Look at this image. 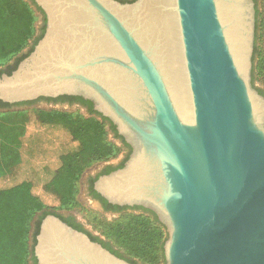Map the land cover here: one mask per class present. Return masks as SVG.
<instances>
[{
	"label": "water",
	"instance_id": "1",
	"mask_svg": "<svg viewBox=\"0 0 264 264\" xmlns=\"http://www.w3.org/2000/svg\"><path fill=\"white\" fill-rule=\"evenodd\" d=\"M34 1L45 31L0 75V100L92 101L132 148L95 189L110 203L155 212L168 234L164 264H264L255 0ZM165 12L176 61L157 35ZM33 253L38 264H133L54 213L43 218Z\"/></svg>",
	"mask_w": 264,
	"mask_h": 264
},
{
	"label": "trees",
	"instance_id": "2",
	"mask_svg": "<svg viewBox=\"0 0 264 264\" xmlns=\"http://www.w3.org/2000/svg\"><path fill=\"white\" fill-rule=\"evenodd\" d=\"M39 11L42 9L34 0H0V65H5L28 45L29 39L36 32L34 24L37 19L36 12ZM256 15L257 18V7ZM262 25L264 36V19ZM256 26L258 27V18ZM42 30H45V26ZM42 35L43 33L37 36L35 42ZM32 49L33 47L30 51ZM260 51V46L255 44L253 61L258 55V62L253 66V81L256 77L264 80V53ZM28 53L18 57L12 69ZM261 91L264 93V88H261ZM77 98L89 104L88 112L91 116L84 117L82 114L58 110H34L40 123L62 124L69 131L71 138L78 143L75 149L60 155L59 166L52 169L48 178L43 179L44 191L53 195L57 202L49 203L35 192L34 178L21 176L23 179L16 182V177H12L20 173L23 143L20 146V160L0 176L7 184L14 182L0 187V264H30L32 259L34 264H37L33 245L29 242L31 221L35 215L43 210H46L44 214H47L48 209L76 206L78 182L84 169L92 162L107 159L118 151L115 144L106 138L105 130L108 125L118 134L116 126L93 108L92 101ZM0 104L4 103L0 101ZM140 208L143 209L141 213L125 212L119 219L103 221L100 225L105 235L114 242L117 254L125 255L134 264L140 260L146 264H164V243L168 236L166 227L159 221L155 212ZM38 231L39 223L36 234Z\"/></svg>",
	"mask_w": 264,
	"mask_h": 264
},
{
	"label": "rangeland",
	"instance_id": "3",
	"mask_svg": "<svg viewBox=\"0 0 264 264\" xmlns=\"http://www.w3.org/2000/svg\"><path fill=\"white\" fill-rule=\"evenodd\" d=\"M255 3L259 10V15L257 17L258 27L256 26L255 44L260 46V52L264 53V36H262L264 0H257ZM36 15L37 19L35 20L34 24L36 32L33 37L29 39L28 45L22 51L28 49L33 43L34 39L38 36L42 16L39 12H36ZM257 56L258 55H256L255 61H253V66L257 65ZM10 61H8L6 64H8ZM254 83L257 86L264 88L263 79H258L256 77ZM50 106L53 107L52 105L38 102L30 105L15 104L12 107L0 109V176L8 172L10 166L14 165L20 160V154L22 153L23 161L21 163L22 166L20 167V173L18 172L12 177H16V182H20L23 179L21 176L24 178H34L35 192L39 193L47 202L55 203L57 202L55 197L44 191L42 186L43 179H45V177L48 178L52 169L59 166L60 155L64 152L75 149L78 143L71 138L69 131L65 129L62 124L40 123L35 115L36 113H34V110L67 111L73 114H82L84 117H89L91 115L88 110L82 106H55L54 108H51ZM105 130L107 132L106 138L115 144V146L118 148V151L114 154H111L107 159L92 162L84 169L78 182L79 192L77 194L78 204L76 206L72 208H62L56 210H61L62 212H75L79 218L83 220L88 228H90L96 234L101 235L103 238L109 239L103 232L100 222L115 221L122 217L125 212L141 213L143 210H127L115 215L103 214L94 205H92L88 199L84 197L83 193L81 194L83 180L91 171H93L94 168H97L98 165L102 164L104 161L111 159L115 160L116 158H119L122 153L125 152V147L119 143L117 138H115L113 130L108 125H106ZM22 137H24L23 142L21 141ZM22 143L23 146L20 153V146ZM12 183L7 184L3 180V177H0V187H4ZM34 218L31 221V229L29 232L30 245L32 240ZM111 242L114 245V242ZM139 262L141 264H146L141 260Z\"/></svg>",
	"mask_w": 264,
	"mask_h": 264
},
{
	"label": "flooded vegetation",
	"instance_id": "4",
	"mask_svg": "<svg viewBox=\"0 0 264 264\" xmlns=\"http://www.w3.org/2000/svg\"><path fill=\"white\" fill-rule=\"evenodd\" d=\"M119 1H121V2H132L134 0H119ZM39 13L42 16V21H41V25H40V28H39L38 36L41 35L42 33H44L45 30L43 31L42 28L44 26L46 28V18H45V15H44L43 11H41V12L39 11ZM38 40H37V42H38ZM35 41H36V38L34 39L33 43L31 44V46L28 49L22 51L15 58H13L8 64L0 66V75L3 74V73H11L13 70H15L17 68L19 62L23 59L22 58L18 62L17 66L14 69H12V67H14L15 64H16V62L18 60V57H21L23 54L28 53L32 47L34 49V47H35V45L37 43ZM253 83H254V81H253ZM254 85L259 90V92L264 95V93L261 91V87L257 86L255 83H254ZM77 97H81V96L68 95V94H63V95H59V96H56V97H50V96H45L44 97V96H42V97H39V98L34 99V100L24 101V102H19V103H14V104H10V103H7L6 104V102H3L2 101V103H4V104L3 105L0 104V109H6V108H9V107H12L15 104L16 105L17 104L18 105L19 104H22V105H26V104L27 105H30V104L42 102L43 104L52 105L53 107L50 106L51 108H54L55 106H72V105H76V106L85 107L87 110H89V104H86L80 98H77ZM85 100H88V99H85ZM113 133L115 135V138H117L119 140V143H121V145L125 147V152L122 153V155L119 158H116L115 160L114 159L113 160L111 159V160L104 161V162H102V164L98 165L97 168H94L93 171H91L86 176V178H84L83 184H82L81 194L83 193L84 194V197L86 199H88L90 203H92L93 200L94 201L96 200L99 203L100 208L99 207H96L95 205L94 206L99 211H101V213H103V214H112V215H115V214H120V213H122L124 211H127V210H135V209L143 210L142 208H140L141 206H139V207H137V206H127V205L122 206V205L110 203L106 198H104L95 189V182H96V180L101 175L108 174V173H110V172H112V171H114V170H116L118 168L123 167L124 164H125V162L129 158L131 152H132L131 146L125 141V139L119 133L117 134L114 130H113ZM45 211L46 210H43V211L39 212L36 215V217L34 218V221H33V231H32V245L33 246H34V244L36 242V236L39 233V231H38V233L36 234V230H37L38 223H39V230H40V225H41V222H42L43 218L48 213H54L55 215L59 216L63 221H65L67 224L71 225L72 227H74V228H76L78 230H81V231L87 233L92 240H95L97 242H100L103 246H105L106 248H108L109 250H111L112 252H114L115 254H117L116 253V249L117 248L113 245V243L109 239L103 238L101 235L96 234L94 231H92L90 228H88L86 226V224L83 222V220L80 219L79 216L75 212H73V211H71V212H62L61 210L59 211V210L48 209L47 210L48 213L47 214H44ZM117 255L120 256V257H123V258L127 259L130 262H132L125 255H119V254H117ZM31 264H34V259H32ZM136 264H141V263L140 262H136Z\"/></svg>",
	"mask_w": 264,
	"mask_h": 264
},
{
	"label": "bare ground",
	"instance_id": "5",
	"mask_svg": "<svg viewBox=\"0 0 264 264\" xmlns=\"http://www.w3.org/2000/svg\"><path fill=\"white\" fill-rule=\"evenodd\" d=\"M172 0H146V2H150V5L152 7L155 6V4L170 2ZM173 14L169 12H165L160 17V28L157 30V35L159 38L163 40L164 43H167V45H170L171 52H173V58L174 60H178V55L176 54V47H174V29H173V22H172ZM57 36H55L56 38ZM53 44V42H51ZM58 43V42H55ZM48 49H45L40 54V59L46 58L48 56ZM178 64V63H177ZM47 250V249H46Z\"/></svg>",
	"mask_w": 264,
	"mask_h": 264
}]
</instances>
